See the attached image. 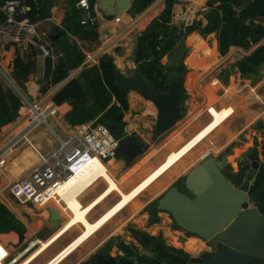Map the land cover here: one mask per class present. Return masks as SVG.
<instances>
[{"label": "crops", "instance_id": "0c3cea01", "mask_svg": "<svg viewBox=\"0 0 264 264\" xmlns=\"http://www.w3.org/2000/svg\"><path fill=\"white\" fill-rule=\"evenodd\" d=\"M17 1H19L21 7L19 14H25L29 9L21 4L22 0ZM81 1H86L87 10L79 6ZM89 1L47 0L50 5V15L48 18L34 23V34L25 37L24 40L18 43L0 34V88L3 92L11 93L19 102L14 121L4 123L0 119V160H4V163L0 165V204L12 207V203H14L23 211L37 210L43 220V222L38 221V224L44 226L45 230H47V235H49L45 242L40 240L32 241L36 242V246L31 249L27 247L22 252H19L20 254L18 253V255L20 257L15 260L14 264H18L28 254H31L27 258L29 260L33 255L32 252L37 247L36 251H39L38 257L34 260L30 259L31 261L33 260L32 262L24 260L21 264H103L102 261H98L95 258L96 255H101L104 259L111 257L114 260L125 255L119 252L115 256L107 251L97 250L104 246L109 238L115 234H108L107 224L109 222L82 245L72 248V243L76 239V243H82V237L78 238L83 231L82 228L85 229L90 226V223L99 220L113 205L121 206V201L123 200L125 201V206L128 204V201L123 199L121 195L122 198L119 196L118 201L116 200L112 204L108 200L112 196L108 194L111 190L114 192L122 190L118 183L120 179L118 181L114 179V185L106 182L109 179L110 171L115 169V165H118L116 172H114L116 176L120 171L119 167H121L123 174L125 176L130 175V178H132L134 169L144 166L142 165L143 162L153 153V150L156 149L155 153L160 154L167 146L164 143L160 147L157 146L161 143L151 145L149 150L131 165L127 164L124 158L118 155L115 157L116 159L106 161L105 164L95 161L94 165L86 170V172H92V174L83 172L72 177L74 180L69 178L55 192L54 201L44 207L33 209L31 206H21L10 198L8 187L11 184L18 182L34 169L41 167L43 159L59 148L60 141L69 139L75 126L83 123H99L100 117L107 110H99L98 104L88 89L86 82V88H84L86 98L81 105L69 100L55 104L53 102L54 97L49 98L52 91L75 73V71L71 70H68L67 78L56 85H50L48 91L42 94V88L47 85L45 74L47 61L50 60L52 66H55L59 60H63V57H59L61 53L55 41L50 37L62 33L72 44L77 54H82L83 61L80 64L87 63L82 72L92 66H98L102 58L108 57L112 59L115 69L129 77L135 67L142 61L138 58V53H140L138 49L139 39L149 25L159 19L165 3V0H154L150 6L157 5L153 6L147 15L138 20L136 19L139 15L150 6L136 15L133 14L131 8L128 13L113 20L105 19L97 14L96 4L98 0H94L91 9ZM209 1L175 0L171 10L169 25L175 28L182 38L177 41L173 50L160 60V65L163 67L164 74H166L167 69L171 65H178L183 68V93L186 96V101L183 118L176 124L174 131L163 141L172 137L173 140H178V142L185 140L180 146L182 147L197 134L199 145L204 142L210 143L212 148L209 153H212L218 159L223 154H226L228 163L233 171L237 172L235 161L250 148L253 150L252 158L257 159L260 164L263 163L264 60L259 65H247L246 68L250 71L245 73L239 70L238 63L264 46V37L257 36V42L250 43L248 48L229 46L227 52L222 54L219 48L218 31L207 32V14L210 11L207 4ZM252 1L240 0L233 10L238 13ZM82 22L86 23L83 24ZM244 25L250 29L257 25H264V13L252 22L246 21ZM193 26L195 28L189 31ZM124 27H129V29L123 32ZM42 44L51 49V57H45L41 53L39 45ZM17 58L31 69L23 81L18 80L15 75L14 61ZM82 72L75 78L80 81V84L81 80H84L81 77ZM123 98L127 108L123 113L121 129L125 127L128 133H136L145 142L149 143L150 138L149 140L145 139L142 133L148 131L151 137L157 114L155 107L133 92L129 93L127 97L123 96ZM111 104H116L117 107H120L115 97H112ZM33 105H38L40 113H46L45 122L36 126L35 123L38 121V116L31 114ZM74 108L78 109L75 110L78 112L85 108L88 115H90L89 120H85L82 123H80V120H69L68 117ZM52 109L56 110L55 114H48L47 111ZM220 112H223L221 115L222 120L218 121ZM226 117L229 118L227 119ZM152 123L153 128L148 130L149 124ZM239 137L247 141L248 146L246 148L241 146L242 142ZM230 143L236 146L231 152H228V144ZM255 145H257L256 148ZM180 147L173 151H179ZM164 160L165 158L159 160L156 164L157 167ZM92 168H96V170H92ZM186 169L187 171L188 169L190 170L191 166L182 168L173 182L183 179L185 177L184 174L187 172L184 171ZM143 170L145 171L146 168ZM155 170L156 168L149 176L152 178L151 184L149 182L144 184L139 182L137 184L142 192H145L153 185V181L157 178ZM117 177L120 178V175ZM162 192H159L156 196V202ZM134 194L136 193L134 192ZM50 207L55 208L62 218L57 230H53L46 225L49 219L48 208ZM248 207L258 209L256 200L253 199ZM136 216V214L133 215L131 219ZM156 217L159 224L163 225V223H166V225L162 226L164 229L159 227L156 231L157 235L154 232L150 234L144 232V235L163 242L162 234H169L171 231L170 227L172 225L176 227V225L165 212L159 210ZM15 218L26 225L22 218H18L16 215ZM86 230L89 236L91 229ZM177 230L183 231L179 228ZM24 231L26 232L23 229V231L0 234V242L14 253L15 249L19 250L18 247L25 240ZM16 232H23L24 238L21 241H19ZM131 232L134 233L133 230ZM172 232L173 235L177 234L174 230ZM134 236H132L133 239ZM180 238L184 241L185 239L186 241L194 239L196 242L198 241L197 243L203 245L202 251H206L205 243L199 242L196 237L185 238L184 235H179L177 239ZM50 240L57 241L48 247L46 243ZM38 241L40 242L38 243ZM166 245L169 246L168 244ZM171 248L185 253L187 257L192 256L191 253L181 247L172 246ZM61 255L62 257L60 258L59 256ZM125 256H129L131 261L133 260V256L129 252ZM56 261L58 262L56 263ZM133 262L137 264L135 260Z\"/></svg>", "mask_w": 264, "mask_h": 264}, {"label": "water", "instance_id": "95a60500", "mask_svg": "<svg viewBox=\"0 0 264 264\" xmlns=\"http://www.w3.org/2000/svg\"><path fill=\"white\" fill-rule=\"evenodd\" d=\"M133 2L134 0H98L96 12L105 19L115 20L128 13ZM155 5L146 9L136 20L147 15ZM127 29L129 27H124L123 32ZM50 38L63 55L67 69L75 71L52 91L49 98H53L78 77L87 63L80 64L77 52L62 33ZM138 58L143 60V55L138 53ZM165 76L167 90L163 92L146 79L140 65L135 67L129 77L115 69L114 84L120 94L127 97L131 92L136 93L144 101L150 102L157 113L149 143L136 133H128L125 127L121 129L115 125H107L118 142L116 154L123 157L129 165L146 153L151 145L161 143L183 118L186 101L183 93L184 74L180 72L178 65H171ZM81 86L86 88L84 80H81ZM252 155L253 150L250 148L236 160L237 172H234L226 154L218 159L208 153L182 179L186 193L172 186L157 200L158 210L171 217L177 228L197 237L199 242H205L210 252L184 258L170 253L162 242L153 241L144 234L134 236V239L144 249L157 251L170 264H264V215L258 209L248 207L253 200L250 190L262 164L253 159ZM48 213L46 225L57 230L62 222L59 212L50 207ZM16 234L19 241L24 238L23 232ZM95 258L103 264H116L111 257L104 259L101 255H96ZM119 264L135 263L120 260Z\"/></svg>", "mask_w": 264, "mask_h": 264}, {"label": "trees", "instance_id": "16d2710c", "mask_svg": "<svg viewBox=\"0 0 264 264\" xmlns=\"http://www.w3.org/2000/svg\"><path fill=\"white\" fill-rule=\"evenodd\" d=\"M9 0H0V8ZM240 0H210L207 4L210 11L207 14V32L218 31L219 48L222 54L226 53L229 46L248 48L250 43L257 42V36L264 37V25H257L252 29L246 27V21L252 22L262 13H264V0H253L240 12L236 13L233 8ZM154 0H135L132 6L133 14H140L148 8ZM21 4L29 10L24 14L16 15V21H20L26 17L31 23L42 21L49 17L50 5L47 0H22ZM94 0L89 1V7L92 8ZM175 0H165L164 10L158 20L153 21L148 29L139 39L138 49L143 55L140 61L141 70L146 79L154 84L159 90L166 91V76L160 60L167 56L176 45L177 41L182 38L177 30L169 25L172 7ZM24 14V15H23ZM23 15V16H22ZM5 20L4 15L0 11V24ZM191 27L189 31L194 29ZM78 29V28H77ZM80 62L83 61L82 54H77ZM264 60V46L260 47L256 52L238 63V68L242 73L250 71L247 65H259ZM15 75L18 80H24L31 70L25 66L20 59L14 61ZM180 72L183 68L179 67ZM115 67L112 59L108 57L102 58L98 66H92L85 69L81 77L88 85L93 98L98 104L99 110H106V113L100 117L99 123L104 125H115L122 127V117L127 105L123 96L120 94L114 84ZM47 85L42 88V94H45L49 86L58 84L67 78L68 69L61 59L57 65L52 66L50 60L46 64ZM85 90L81 87L80 81L72 80L53 98L55 104L64 101H72L75 104H83L86 98ZM112 97L116 98V102L120 105L111 104ZM19 108L17 99L8 92H3L0 88V119L4 123H10L15 120L16 112ZM74 110L70 113L68 119L79 121L82 123L89 120L90 115L85 110L80 112ZM250 195L256 200L259 211L264 215V145H263V163L258 171L255 181L251 187ZM22 225L14 218L4 206L0 204V234H7L12 231H23ZM189 235V234H188ZM127 251L128 249L123 246ZM175 254H183L181 251L174 250ZM128 252V251H127Z\"/></svg>", "mask_w": 264, "mask_h": 264}, {"label": "rangeland", "instance_id": "374dc122", "mask_svg": "<svg viewBox=\"0 0 264 264\" xmlns=\"http://www.w3.org/2000/svg\"><path fill=\"white\" fill-rule=\"evenodd\" d=\"M222 114H223V112L219 113L218 121L222 120L221 119ZM133 115H135V114H133ZM226 118L228 119L229 117H226ZM223 122H221V123H223ZM152 128H153V123L149 124L148 130L149 129L151 130ZM142 135L144 136L145 139L149 140L150 133L148 131H144L142 133ZM193 139H194L193 140L194 142H190L191 145H190V143H188L189 142L188 141L182 147H180V146L183 144V142H185V140L182 142H180V141L178 142V140H173V137L168 138L165 141L161 142V144H159L157 147H160L164 144H167V146H165V148L163 149V151L160 154L155 153L156 149L153 150V153H151L149 155V157L147 159H145V161L143 162L142 165H144V166H139L138 168L134 169V172H132V176H131L132 178H130V175L125 176L123 174V170L121 169V167H119L120 171H119L117 176L120 175V178H118L114 174V172H116V168L118 166V165H115V169L110 171L109 179H107L106 182L110 183L111 185H114L113 184L114 179H115V181H118V179H120V181L118 183H119L120 187L122 188V190H120V191L118 190L115 192L113 190H111V192H109L108 194L112 195V196L108 200H110V204H112L117 199H119V196L121 195L123 197V199L128 201V204L126 206H120L119 205L120 207L118 205H113L99 220L95 221L94 223H90L89 224L90 226H88L85 229L81 227L83 231L78 236V238L82 237V243H76L77 242V239H76L72 243L73 244L72 248H74L75 246L82 245L90 237H92L101 227H103L105 224H107L109 222L107 224V232H108V234H112V233H115V234L111 238H109V240L107 242L105 241L106 243L104 244V246H101L97 250L102 251V252L107 251V252H109L115 256H117V253H119V252H122L123 254L126 255L127 251L124 249L123 246L125 243H132L133 245L131 246V248H132L131 250H133L136 254H139L140 253L139 252L140 246L136 242H134V239L132 236L133 235L137 236L141 233L144 234V232H147L149 234L154 232L157 235L156 231L159 229V227L166 225V223H163V225H161L157 221L156 214H157V212H159V210L157 209L156 196L158 195V193L163 191L162 192V194H163L172 186H176L181 192L186 193L187 191L184 188L183 180L181 179L180 181L178 180V182H173L174 178L179 174L180 170L184 167L191 166V169L190 170L188 169V171L190 172L194 167H196L201 162V157L203 155L208 154L210 149L212 148L210 143H208V142L207 143L204 142L203 144L199 145L197 134L193 137ZM239 140L242 142L241 146H243L244 148H246L248 146V143L244 138L239 137ZM190 146L191 147L197 146V147L195 149H193L191 152L188 151V152H190L188 154V152H186L185 147H190ZM235 146L236 145H234L233 143L228 144V152H231L235 148ZM178 147H180V149H178L179 151L174 152L173 150H175ZM256 147H257V145H255V148ZM181 150H183V151L181 153H179ZM169 152H171V153L169 154ZM168 154H169L170 158H169V156H167ZM210 154H212V153H210ZM164 158H165V160L163 161V163H161L157 167L156 164L158 163V161L163 160ZM173 158H174V160H173ZM145 168H146V170L144 171L143 169H145ZM155 168H156L155 173H157L156 179H158V181L155 184L153 181L154 185H152L150 188H148L145 192H142L141 188H138L137 184L139 182H142V184L149 182L151 184L152 178H150L149 176H151V174L153 173V170ZM184 171L186 172L187 169ZM148 174H150V175H148ZM146 176H147V178H146ZM159 182H161V183H159ZM102 184H104V183H102ZM134 192L136 194H134ZM10 198H12V197L10 196ZM8 199H9V197H8ZM115 204H117V203H115ZM12 205H13L12 207H10V206H7V207L4 206V207L14 218L16 215L18 218H22L26 222V225H25V223L22 224L17 219V221H19V223L22 225L24 230H26V232L24 231L25 232V240L23 241L21 246L18 247L19 250L17 251V249H15L16 251H14V252H17V253L22 252L34 240H40V241L45 242L47 240L46 238L49 235H47V230H45L44 226H41V224H38L39 223L38 221L43 222V220L41 218V215L39 213H37V210L36 211H30V210H24L23 211L21 208H19L14 203H12ZM59 207H61V206H59ZM124 207H126V208H124ZM32 208L37 209V207H32ZM86 210H89V209H86ZM119 212H121V213L119 214ZM135 214L137 216L135 218L131 219V217ZM115 216H117V217L114 218ZM33 219H34V221H33ZM170 228H171V231L169 232V234H162L161 238H162V241L164 243L166 242V244H168L170 247H172V246L178 247V248L181 247L184 250L191 253L192 257H197L198 254H200L202 252L203 245L197 243L198 241L196 242L194 239H189L188 241H186V239L184 241L181 238L177 239L179 237V235H184L185 238L186 237L190 238V237H195V236H193L191 234H189L190 235L189 236L186 232L178 231L177 228L174 227L173 225ZM86 229H91V231H89L90 232L89 236L87 235ZM131 230H133L134 233H132ZM172 230L176 231L177 234L173 235ZM40 241H38V243ZM56 241L57 240H55V242ZM55 242L50 240V241H48V243H46V245H48V247H49V245H53ZM186 243H188V244H186ZM36 249H38V247ZM36 249H34V251H33L34 253L32 252L33 255L31 256V258H29V260L27 258L31 254L30 255L28 254V256H26L18 264H21L24 260L25 261L28 260L27 262H29V261H31L30 259H33V260L36 259L38 257V254H39V251H36ZM59 257L61 258L62 255ZM165 261L166 260H163L161 262V264H166V263L170 264L167 261L165 263ZM57 262L58 261H56V263ZM147 262H149V260H141L139 262V264H143V263L148 264Z\"/></svg>", "mask_w": 264, "mask_h": 264}, {"label": "built area", "instance_id": "2783aa9c", "mask_svg": "<svg viewBox=\"0 0 264 264\" xmlns=\"http://www.w3.org/2000/svg\"><path fill=\"white\" fill-rule=\"evenodd\" d=\"M79 6L87 10L86 1H81ZM0 11L5 20L0 24V34L8 37L15 43L34 34V24L28 19L16 21L15 17L21 11L17 0L7 1ZM85 24L86 22H82ZM39 50L45 57H51V49L46 45H39ZM62 58L63 55L59 54ZM210 110V109H209ZM56 110L47 111L55 114ZM31 114L38 116L35 126L45 122V114L40 113L38 105H33ZM118 142L112 136L106 125L100 123L79 124L75 126L67 141H60L59 148L43 159L42 166L21 178L18 182L8 187L12 199L21 206L44 207L54 201L56 190L77 172H82L90 167L95 160L105 164L106 161L117 157ZM4 160H0V165ZM59 203V201H58ZM197 238V237H196ZM205 243V242H202ZM206 245V252H210ZM202 253V254H203ZM201 253L198 256L202 255ZM190 256V255H189ZM197 256V257H198ZM19 257L17 252L11 251L0 242V264H14ZM192 257V256H190Z\"/></svg>", "mask_w": 264, "mask_h": 264}, {"label": "flooded vegetation", "instance_id": "af4514ba", "mask_svg": "<svg viewBox=\"0 0 264 264\" xmlns=\"http://www.w3.org/2000/svg\"><path fill=\"white\" fill-rule=\"evenodd\" d=\"M151 239V238H150ZM153 241H158L156 239H151ZM132 242V241H131ZM134 242H136L139 246H140V250H139V254H136L133 250H131V246L133 245L132 243H125L124 246L128 249L127 251L129 252V254L131 256H133V260H135L137 262V264H139V262L141 260H149V262H147L148 264H161V262L163 260H165L161 254H159L157 251H155L154 249H151V248H143L135 239H134ZM165 246H166V250L169 251L170 253H174L173 249L175 250V248H171L170 246H167L164 242H162ZM178 251V250H177ZM204 251L201 252V254L203 253ZM183 253V252H182ZM176 255H179L181 257H187L185 256V253H183L182 255L181 254H176ZM135 257V258H134ZM131 258V257H130ZM129 258V256H125V255H122L120 258H118L116 261V264H119V261L120 260H123L124 262L126 261H131V259ZM132 260V261H133ZM166 263V261H165ZM99 264V263H98ZM102 264V263H100ZM143 264H146V263H143ZM167 264V263H166Z\"/></svg>", "mask_w": 264, "mask_h": 264}, {"label": "bare ground", "instance_id": "6f19581e", "mask_svg": "<svg viewBox=\"0 0 264 264\" xmlns=\"http://www.w3.org/2000/svg\"><path fill=\"white\" fill-rule=\"evenodd\" d=\"M194 139L192 138V139H190L189 140V142L188 143H190V142H194L193 141ZM190 145H191V143H190ZM197 147V146H196ZM195 146H190V147H185V149H186V152H188V151H192L193 149H195L196 148ZM185 152V153H186ZM190 152H188V154L190 153ZM95 161H99V160H95ZM95 161H94V163H95ZM99 162H101V161H99ZM94 163L92 164V165H94ZM102 163V162H101ZM104 164V163H103ZM92 165L90 166V167H88L87 169H85L84 171H82V172H77L75 175H73V176H71L70 178H72V177H74V176H76V175H78V174H82L83 172H86V170H88L89 168H91L92 167ZM98 166H100V164H98ZM100 168H102V166H100ZM92 170H96V168H92ZM107 171H108V169H107ZM86 174H92V172H86ZM86 174H84V176H86ZM189 174V171H187L185 174H184V176H187ZM72 180H74V178H72ZM68 181V180H67ZM66 181V182H67ZM158 181V179H155V181H154V184L156 183ZM65 183V182H64ZM63 183V184H64ZM159 183H161V182H159ZM62 184V185H63ZM153 184V185H154ZM156 186V185H155ZM154 188V187H153ZM158 188V187H157ZM155 190V189H154ZM57 191V190H56ZM121 206H125V201L123 200V201H121ZM36 246V242H31L30 244H29V246H28V249H31V248H33V247H35ZM20 257V256H19Z\"/></svg>", "mask_w": 264, "mask_h": 264}]
</instances>
